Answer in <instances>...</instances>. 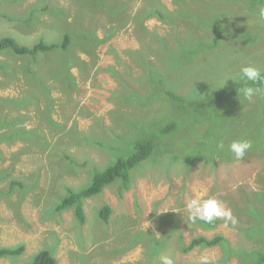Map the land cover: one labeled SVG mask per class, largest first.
<instances>
[{
  "label": "rangeland",
  "instance_id": "1",
  "mask_svg": "<svg viewBox=\"0 0 264 264\" xmlns=\"http://www.w3.org/2000/svg\"><path fill=\"white\" fill-rule=\"evenodd\" d=\"M239 1L0 0V38L31 46L60 41L67 29L108 38L97 47L82 35L66 52L34 57L0 49V248L25 245L0 264H31L44 248L57 264H160L162 255L174 264H201V256L208 264H256L264 255V83L250 100L224 90L243 66L264 72V9ZM224 5L242 15L239 24H217ZM80 48L94 50L95 64L72 67L70 89L66 62ZM151 73L185 99L178 114L168 113L170 99L154 90ZM121 83L138 95L129 104L112 93ZM173 119L170 132L149 133L155 148L132 169L127 190L116 179L86 199L84 223L73 208L54 211L66 185L84 187L132 152L131 124L150 120L157 130ZM235 140L252 144L242 161L229 151ZM197 198L220 200L235 223L188 225L186 205ZM105 204L108 222L99 217ZM200 235L224 236L230 255L221 243L181 252Z\"/></svg>",
  "mask_w": 264,
  "mask_h": 264
},
{
  "label": "trees",
  "instance_id": "2",
  "mask_svg": "<svg viewBox=\"0 0 264 264\" xmlns=\"http://www.w3.org/2000/svg\"><path fill=\"white\" fill-rule=\"evenodd\" d=\"M98 1V0H96ZM100 1V0H99ZM178 1V0H175ZM241 2L242 6H245L246 8H251L252 11L256 12V9L254 7L255 5H258L261 9H264V0H248V4L251 6L249 7L247 4L246 0L239 1ZM257 8V7H256ZM232 10L229 9L228 6L224 5V8L222 9V12L217 15V18H225L221 22L217 24H221L223 26V29L227 27L228 25L223 23V21L227 20H232L233 24H239L242 20V15L236 16L235 14L233 15ZM150 16V14H147L146 17ZM229 16H231L229 18ZM145 17V18H146ZM73 32L69 29L65 30L64 33L62 34V38L60 41H54V42H46L44 40H39L37 43L27 46L19 43L16 39L12 37H1L0 38V49H5V48H11L14 53L19 54V55H25V54H30L31 56H36L40 53H47V52H52V51H62L66 52L70 49L72 42L77 40L79 36H82L86 38L85 35H88L89 38H91L93 42V46H97L100 43L106 42V39H100L94 35V33H89V32H83L82 34L75 35L72 34ZM112 49V48H111ZM113 50V49H112ZM129 53V52H127ZM126 53V54H127ZM83 54V55H82ZM81 57H80V56ZM78 57L74 60H68V63L66 62V82L67 85L69 86L68 88L72 89L75 87L76 84V77L73 75L71 72V68L74 66H78L79 69H85L89 65H94L95 63V58L96 54L94 50L92 49H82L80 48ZM82 56H87L88 61L85 62L84 58ZM114 70L112 67L107 68V71ZM156 74V70L154 71ZM153 72V73H154ZM153 73L150 74V83L153 86L154 90L156 88L161 87L159 90L161 92L165 91V94L167 97L170 99L169 100V114L172 116L175 114H178L180 111L183 110L185 107V99L177 94L175 92L169 90L161 80L155 79V75ZM118 75V74H117ZM264 75V72L262 73ZM118 77V76H117ZM57 81V79L55 80ZM262 82H256L253 83L251 81L247 82V86H251L253 88H260ZM164 85L165 88L162 86ZM121 88L120 89H115L112 91L113 94L118 95L121 99L120 102H122V99L124 101V104H129L135 99V96H138L137 93L131 89V87L128 86L126 83H121ZM244 86V81L240 78L238 80H234L232 85L230 87H227L224 90V95L228 94V97L231 98L232 100H236L238 95L241 93L240 88ZM220 92H216V96H219ZM231 94V95H229ZM233 94V95H232ZM130 96V97H129ZM133 96V97H131ZM217 100V99H216ZM208 103V100L205 102ZM218 102L217 101H211L209 106H215ZM151 119V118H148ZM150 120H142L138 121V123H133L131 124L132 128V133L136 134L138 132V136L134 139V144H133V150L131 153H129L126 156H120L116 161H114L112 164L108 165L101 171H97L93 174L91 182L81 188L76 189L73 186L66 185V196L62 197L59 200V203H57L54 207V211L57 213H60L64 211L65 209L68 208H73L75 217L80 223H84L86 220L85 212H84V201L96 194H99L102 192V190L113 183L116 179H120V185L119 189L124 191L127 190L129 187V182L132 180L131 177V171L134 169L137 165H139L143 160L147 159L153 152L155 148V142L152 136L149 135V133L154 129L158 134H165L170 132L176 127V123L174 122V119L168 123L167 125L158 128L159 124H148ZM141 124L139 125V123ZM56 125V128L62 129V125L54 122ZM141 128H145V131H141ZM149 129V131H146V129ZM129 132V131H128ZM125 133V136H128L131 134L130 133ZM117 136V135H115ZM15 184L19 185L18 182L13 181L10 185L13 187ZM111 212V207L108 204H105L101 207L99 210V217L104 221L107 222L110 216ZM219 221L215 220L212 224H204L203 226L208 227V228H213ZM178 227V225H176ZM227 241L225 240L224 236L222 235H215L212 237H205V236H197L193 237L192 239L189 240V242L182 246L181 252L182 253H187L190 250H192L196 246H202V247H212L216 246L219 243L225 248V254L230 255V250H229V245L226 243ZM25 249L24 243L16 246V247H2L0 248V257H5V256H18L21 253H23ZM258 259L256 264H262L264 262V255L261 253H257ZM31 264H57V260L55 257L51 254L50 250L48 249H42L38 252H36L32 258Z\"/></svg>",
  "mask_w": 264,
  "mask_h": 264
},
{
  "label": "clouds",
  "instance_id": "3",
  "mask_svg": "<svg viewBox=\"0 0 264 264\" xmlns=\"http://www.w3.org/2000/svg\"><path fill=\"white\" fill-rule=\"evenodd\" d=\"M262 15H264V13H262ZM240 78L244 81V86L240 88V92L249 100L258 93L260 89L247 86V82L251 81L256 83L259 81L264 83V75H262L261 69L252 65L243 66L241 68ZM220 147H223V145L221 144ZM228 147L229 151L234 155V158L238 161H242L247 151L251 149L252 144L248 140H235L232 141ZM186 207L189 213V219L193 223L201 221L204 224H212L218 218L232 220V222L235 223L232 210L215 198L206 200L200 198L192 199L187 203ZM159 261L160 264H174V259L169 255L160 256ZM200 261L201 264H208L209 258L207 256H201Z\"/></svg>",
  "mask_w": 264,
  "mask_h": 264
},
{
  "label": "crops",
  "instance_id": "4",
  "mask_svg": "<svg viewBox=\"0 0 264 264\" xmlns=\"http://www.w3.org/2000/svg\"><path fill=\"white\" fill-rule=\"evenodd\" d=\"M187 203V202H185ZM118 211V210H117ZM191 223H188V225H196V227H198V225H203V223H198V221H196L195 223H193L191 220H190ZM184 225V224H182Z\"/></svg>",
  "mask_w": 264,
  "mask_h": 264
},
{
  "label": "bare ground",
  "instance_id": "5",
  "mask_svg": "<svg viewBox=\"0 0 264 264\" xmlns=\"http://www.w3.org/2000/svg\"><path fill=\"white\" fill-rule=\"evenodd\" d=\"M228 95V94H227ZM229 95H231V94H229ZM233 95V94H232Z\"/></svg>",
  "mask_w": 264,
  "mask_h": 264
}]
</instances>
